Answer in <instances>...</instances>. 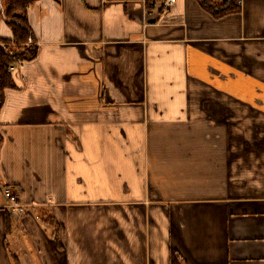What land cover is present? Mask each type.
<instances>
[{
    "label": "crops",
    "instance_id": "0c3cea01",
    "mask_svg": "<svg viewBox=\"0 0 264 264\" xmlns=\"http://www.w3.org/2000/svg\"><path fill=\"white\" fill-rule=\"evenodd\" d=\"M159 6L27 8L37 57L0 107V264H264V0Z\"/></svg>",
    "mask_w": 264,
    "mask_h": 264
},
{
    "label": "trees",
    "instance_id": "16d2710c",
    "mask_svg": "<svg viewBox=\"0 0 264 264\" xmlns=\"http://www.w3.org/2000/svg\"><path fill=\"white\" fill-rule=\"evenodd\" d=\"M38 0H0V19L11 28L12 39L0 38V107L6 89L14 88L9 67L16 59L22 62L37 57L38 46L27 20V8ZM161 0H144L145 8L152 11ZM214 18L237 13L241 0H197Z\"/></svg>",
    "mask_w": 264,
    "mask_h": 264
},
{
    "label": "built area",
    "instance_id": "2783aa9c",
    "mask_svg": "<svg viewBox=\"0 0 264 264\" xmlns=\"http://www.w3.org/2000/svg\"><path fill=\"white\" fill-rule=\"evenodd\" d=\"M176 2V0H161L159 3L160 11L162 13L166 12L173 4ZM157 3V4H158ZM22 61L19 59H16L14 63L9 67L10 72L17 69L22 65ZM2 193L6 197V202L9 207V209L15 211V212H21L20 206L17 204V198L15 192L10 187H2Z\"/></svg>",
    "mask_w": 264,
    "mask_h": 264
}]
</instances>
